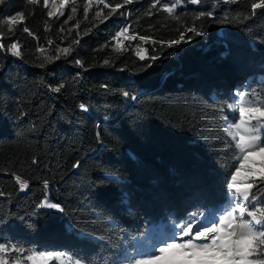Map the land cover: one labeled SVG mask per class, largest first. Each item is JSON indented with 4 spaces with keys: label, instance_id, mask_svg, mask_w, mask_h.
Wrapping results in <instances>:
<instances>
[{
    "label": "trees",
    "instance_id": "16d2710c",
    "mask_svg": "<svg viewBox=\"0 0 264 264\" xmlns=\"http://www.w3.org/2000/svg\"><path fill=\"white\" fill-rule=\"evenodd\" d=\"M255 2L181 0L173 18L152 0H56V9L4 0L0 41L17 43L21 56L0 52V241L123 264L151 228L217 213L234 171L227 106L237 90L264 92V9L252 15ZM17 13L23 21L10 25ZM125 21L136 39L120 38L119 48Z\"/></svg>",
    "mask_w": 264,
    "mask_h": 264
},
{
    "label": "snow or ice",
    "instance_id": "6c2138e0",
    "mask_svg": "<svg viewBox=\"0 0 264 264\" xmlns=\"http://www.w3.org/2000/svg\"><path fill=\"white\" fill-rule=\"evenodd\" d=\"M3 2L4 0H0V4ZM28 2L35 4L39 3V0H28ZM68 2L69 0H60V8ZM91 2L92 0H89L90 5ZM131 2L132 0H124L125 4ZM180 2L181 0H152L151 7L155 8L159 4L164 13L178 18L176 9ZM186 2L198 5L202 0H186ZM226 2L235 4L238 0H226ZM51 3L53 9H56V0H51ZM43 4L48 7L49 0H43ZM105 7L108 5L105 4ZM120 7L122 5L118 4L112 11L115 12ZM251 9L252 15H255L256 9H264V0L252 3ZM72 10L75 11V8ZM99 14L97 13V16ZM48 15L54 16L56 12L49 11ZM204 15L205 13L201 12L197 19ZM207 15L211 16V13ZM23 19V13H17L16 16L8 18V23L14 25ZM227 20L228 18L225 17L222 22ZM187 30L196 31L194 28ZM24 31L29 30L25 27ZM127 32L128 26H125L113 37L117 47H124L121 37L124 40L136 39L135 36H127ZM183 39L182 33L179 40L171 41L169 44H179ZM60 51L65 55L69 53L68 48ZM0 52H10L15 57L21 56L17 43L5 48L4 43L0 41ZM137 55L140 60H145L144 55L139 52ZM59 58L55 56L45 59L47 63H51ZM150 59L154 61L157 57L153 56ZM76 64L83 68L81 61L77 60ZM108 64L109 61L105 60L104 65ZM44 66V64L40 65V67ZM63 86L61 84L52 91L59 92ZM101 87L107 88L108 85ZM123 95L129 94L125 92ZM79 107L86 110L83 103ZM227 107L229 115L223 117V134L225 147L229 149L232 169H234L229 171V178L225 180L228 190L227 203L217 209L214 218L209 220L205 217V222L196 227L191 220L186 222L168 239L162 238L159 242L151 244L147 252L142 254L138 252L135 258L130 259L129 264H264V191H262L264 189V92L249 93L237 90ZM253 156L260 157L261 172L258 177L254 171L257 162L251 159ZM242 172L247 175L241 178ZM238 178H241L240 184ZM16 180L21 190L27 187L26 183L20 182V177L17 176ZM40 207L63 212V208L58 203L49 201H45ZM52 261H60L61 264H82L81 259H74L65 252L39 251L35 248H25L19 243L0 241V264H51Z\"/></svg>",
    "mask_w": 264,
    "mask_h": 264
},
{
    "label": "rangeland",
    "instance_id": "374dc122",
    "mask_svg": "<svg viewBox=\"0 0 264 264\" xmlns=\"http://www.w3.org/2000/svg\"><path fill=\"white\" fill-rule=\"evenodd\" d=\"M57 1L60 2V0H57ZM251 159H253V160H255L257 162L256 166H254V171H255V173L257 174V177H258L260 172H261V169L259 167L260 157L259 156H253ZM245 175H247V173H243L242 172L241 173V178L243 176H245ZM241 178H238V184L241 183ZM215 215H216V213H214L212 215V217L209 218V220L214 218ZM204 222H205V219H204V221L203 220L197 221L193 225H194V227H196L199 224H202ZM179 227L180 226H175V227H172L171 229H169L167 231H165V229L163 227H161V226H158L157 228H151L148 231L147 235L144 238L139 240L138 245H137V250H136L135 253H133V258H135L138 255V252L141 253V254L144 253V252H147L149 250V246L151 244H155V243L159 242L162 238L168 239L174 232H178ZM52 262H57L58 264H61L60 261H52ZM123 264H129V262L128 263H123Z\"/></svg>",
    "mask_w": 264,
    "mask_h": 264
},
{
    "label": "built area",
    "instance_id": "2783aa9c",
    "mask_svg": "<svg viewBox=\"0 0 264 264\" xmlns=\"http://www.w3.org/2000/svg\"><path fill=\"white\" fill-rule=\"evenodd\" d=\"M125 26H127V21H125L122 25H120V27L117 29L116 33L119 32V31H120L123 27H125ZM126 35H127V36H130V35L128 34V32L126 33ZM121 38H123V37H121Z\"/></svg>",
    "mask_w": 264,
    "mask_h": 264
}]
</instances>
